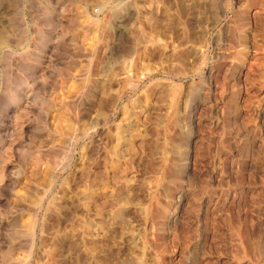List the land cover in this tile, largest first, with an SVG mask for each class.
Returning a JSON list of instances; mask_svg holds the SVG:
<instances>
[{
	"label": "rangeland",
	"instance_id": "374dc122",
	"mask_svg": "<svg viewBox=\"0 0 264 264\" xmlns=\"http://www.w3.org/2000/svg\"><path fill=\"white\" fill-rule=\"evenodd\" d=\"M0 264H264V0H0Z\"/></svg>",
	"mask_w": 264,
	"mask_h": 264
},
{
	"label": "bare ground",
	"instance_id": "6f19581e",
	"mask_svg": "<svg viewBox=\"0 0 264 264\" xmlns=\"http://www.w3.org/2000/svg\"><path fill=\"white\" fill-rule=\"evenodd\" d=\"M174 119H175V117H174ZM173 121V120H172Z\"/></svg>",
	"mask_w": 264,
	"mask_h": 264
}]
</instances>
